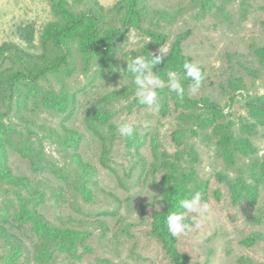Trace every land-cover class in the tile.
I'll return each mask as SVG.
<instances>
[{"label": "rangeland", "instance_id": "1", "mask_svg": "<svg viewBox=\"0 0 264 264\" xmlns=\"http://www.w3.org/2000/svg\"><path fill=\"white\" fill-rule=\"evenodd\" d=\"M98 1L106 7L118 2ZM150 1L155 8L172 10L187 5L190 0ZM217 1L226 11L225 16L214 7L209 14L196 18L199 10L196 8L170 23L154 18L151 22L152 16L143 23L145 29L167 34L168 41L151 50L159 54L161 49L167 56L178 35L191 31L182 42V53L202 67L203 81L194 95L190 91V81L186 84L185 94L198 103L195 106L184 104L169 89L168 78L160 77L165 83L157 90L161 104L158 113L140 105L134 90L131 91L129 97L114 105L112 122L117 127V137L108 166L101 162L105 147L89 129L86 110L100 96L133 84L131 74L123 71L126 69L123 57L143 55L152 38L136 27L125 31L117 41L120 74L114 80L101 78L96 72L97 64L86 73L79 60L77 69L67 81L79 92L81 107L66 125L83 133L79 152L97 169L96 183L90 185L92 198H85L72 184L49 172L35 171L29 159L15 151L10 152L9 166L13 173L45 184L40 186L47 191L45 202L38 208L40 213L56 225L91 233L87 239L89 249L80 247L73 256L57 255L50 264H173L164 244L152 234L154 212L157 205L159 209L163 206L159 186L166 173L164 168L152 167L155 161L153 141L159 153L164 157L166 152L172 160L177 158L178 151L186 150L185 156L179 159L183 169L189 165L187 151L194 149L196 175L208 182L209 198L204 201L210 208L207 218H200L202 226L199 229L177 236V247L189 256V264H264V239L252 246L244 244V239L254 232H264V182L259 181L256 205L235 204L231 199V184L238 177L243 176L249 184H256L264 177V124L250 115L245 104L246 97L253 99L264 94V0H235L227 5ZM53 2L0 0V46L11 40L23 45L18 32L31 25L42 29L53 18ZM156 22L159 26L154 25ZM10 63L8 61L5 66ZM174 72L183 86L187 79L185 73ZM214 104L222 109L221 114L214 115V107L210 106ZM26 117L33 116L28 114ZM205 119L212 122L204 125ZM36 120L39 124L47 122L58 128L61 118L42 111ZM4 123L12 127L9 119ZM121 123L132 124L138 136L146 137L140 155L136 154L135 147H128L126 137L119 135ZM181 127H185L186 135L177 143L174 134ZM229 133L233 137L228 145ZM244 139L251 142L255 152L244 153L239 149L238 142ZM44 147L61 166L69 165L68 160L60 158L49 140H45ZM231 149L233 162L227 159ZM140 157L143 160L140 161ZM220 176L224 180H220ZM56 190L62 195H57ZM218 191L220 198L216 197ZM14 192L11 184L0 180V212L9 203L17 205ZM193 215L186 214V219L190 220ZM13 231L22 238L24 253L16 262H7L11 252L0 240V264H39L36 262L37 237L29 226Z\"/></svg>", "mask_w": 264, "mask_h": 264}, {"label": "trees", "instance_id": "2", "mask_svg": "<svg viewBox=\"0 0 264 264\" xmlns=\"http://www.w3.org/2000/svg\"><path fill=\"white\" fill-rule=\"evenodd\" d=\"M221 1L227 5L235 0ZM214 7L225 16L226 11L217 0H190L187 5L172 10L155 8L150 0H118L110 7L102 5L98 0H54L53 18L42 29L33 25L26 26L18 32L24 41L23 45L11 40L0 46V180L15 188L17 201V205L9 203L0 212V240L11 252L7 256V262H16L23 255L22 238L13 229L21 230L25 226H29L37 237L36 262L39 264H50L61 254L73 256L80 247L89 249L87 239L91 236L90 232L56 225L40 213L38 208L47 196V191L40 186L45 184L17 175L9 166L10 152L15 151L29 159L35 171L49 172L59 180L72 184L85 198L93 197L90 185L96 183L94 178L97 169L86 162L79 152L83 133L66 125L81 107L79 92L67 81L77 69L79 60L86 73L97 64L96 72L101 78L114 80L120 74L116 55L117 41L121 40L126 30L136 27L152 38V42L143 51V55L148 57L150 54H157L151 51L153 47L165 44L169 38L156 29L143 27L149 17L152 16L151 22L157 19L159 22L170 23L196 8L199 10L195 17L201 18ZM157 22L154 25L159 26ZM190 33V30L180 33L167 58L154 67L153 71L161 78L167 79L168 71L179 70L184 73L183 64L191 62V58L183 55L182 42ZM8 61L11 63L5 66ZM200 68L203 73L202 67ZM190 81V78L184 80V89ZM134 89L135 85L132 84L108 92L86 110L89 129L102 140L105 147L101 157L105 166L109 165L111 149L117 137V127L112 122L115 116L114 105L122 98L129 97ZM182 100L190 106L198 103L186 94ZM245 104L250 115L264 124V94L253 99L246 97ZM210 106L214 107V115L222 113V109L215 104ZM42 111L60 117L59 127L55 128L47 122L39 124L36 119ZM166 112L167 110L164 111ZM28 114L33 117H26ZM5 119L11 121L12 127L4 123ZM211 122L210 119H205L204 125ZM185 135V127H181L174 134L177 143ZM227 136L229 140L226 144L229 145L233 134L229 133ZM45 140L54 144L60 158L68 160L69 165L61 166L55 157L46 153ZM145 140V136H138L135 131L132 137H126V144L128 147H135L136 154L140 155V148ZM238 143L242 152H255L248 139ZM152 144L155 155L152 167L164 168L166 172L159 186L163 206L154 212L152 234L164 244L173 264H189V256L177 247L178 238L168 232L166 216L172 210L182 211L179 209V201L191 198L195 192H200L204 201L208 200V182L198 179L196 175L194 163L197 162V156L194 149L187 151L189 165L183 169L179 159L185 156L186 150L178 151L177 158L172 160L166 152L164 157L159 153L155 141ZM227 159L233 162L232 149L228 151ZM139 160H143V157ZM219 178L224 180L223 176ZM259 181L264 182V177L259 178L256 184L247 183L243 176L233 181V203L256 205L259 199ZM56 194L61 196L62 192L56 190ZM216 197H221L219 191ZM187 220L191 222V219ZM261 239H264V232L257 231L245 238L244 244L252 246Z\"/></svg>", "mask_w": 264, "mask_h": 264}, {"label": "clouds", "instance_id": "3", "mask_svg": "<svg viewBox=\"0 0 264 264\" xmlns=\"http://www.w3.org/2000/svg\"><path fill=\"white\" fill-rule=\"evenodd\" d=\"M165 57H167L166 52H162L161 49L159 54H150L148 57L139 54H130L128 59L123 57L126 61V69L123 71L130 73L132 76V83L135 85V97L140 105L147 106L153 113L160 111L161 104L157 90L162 89L165 83L153 69ZM183 69L186 78H190L192 81L190 91L194 95L203 81L201 68L195 62L186 61L183 64ZM167 75L169 89L175 92L177 97L182 100L185 95V89L177 78L178 74L174 71H168ZM118 133L122 137H132L135 134V128L132 124L121 123L118 127ZM179 209H182V211L172 210L166 216L167 229L173 237L186 235L193 229H199L202 226V219L200 218L206 219L210 212L209 205L204 202L200 192H195L189 199L180 200ZM157 210H159V205H157ZM188 213L194 214L191 217V222L186 219V214Z\"/></svg>", "mask_w": 264, "mask_h": 264}]
</instances>
